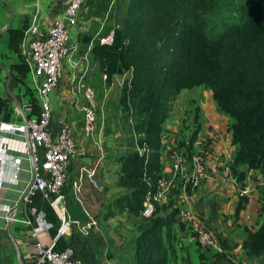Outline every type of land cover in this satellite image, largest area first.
Wrapping results in <instances>:
<instances>
[{"label":"crops","instance_id":"crops-1","mask_svg":"<svg viewBox=\"0 0 264 264\" xmlns=\"http://www.w3.org/2000/svg\"><path fill=\"white\" fill-rule=\"evenodd\" d=\"M102 1L90 0L86 3L77 25L69 30L70 45L76 46L77 50L64 60L60 81L50 95L51 127L56 130L58 119L65 116L71 123L78 149L80 146V156L69 165L71 180L76 177L75 171L80 162L94 159V154L88 151V144H83L80 139L82 134L80 106L83 100L82 87L85 84H90L96 93L100 92L106 83L103 74L100 77L99 74L90 72L87 62L89 58L87 53L92 48L93 42L103 33L102 13L97 11V6H100ZM66 2L67 0H0V122L19 124L38 117L40 101L36 87L40 77L31 72L24 59L25 29L29 26L34 14L40 15L42 27H48L53 19L61 16ZM84 35L91 36L88 43L82 41ZM114 76L117 74L112 75V80ZM205 95L202 98L203 102L200 101L203 112L201 129L212 126V132L207 131L205 135L211 138L210 141L208 142L201 135V130H197L194 140L190 143L191 135L186 129L190 126L185 121V115L179 117L172 109L161 133L163 144L160 152L161 175H166L170 171L168 155L173 143L182 149L200 152L204 156L209 177L183 202L196 212L203 224L223 241L226 247L222 253L217 254L207 247L196 246V243L191 240L190 227L180 223L176 216L173 224L174 255L171 257L170 264L174 262L177 264H257V259L250 257L248 250L243 248L242 242L246 238L245 229L257 230L264 222V200L262 199L264 196L260 195V192L264 194V180L261 187H257V182L245 187L238 185L229 168V162L236 148L232 142L229 121L224 115L217 113L211 90H208ZM107 103L105 99L103 111ZM183 122L186 126L182 125ZM181 129L184 132H178ZM193 131L194 129L191 132ZM2 136H6L12 142L4 143L0 140V264H47L37 252V240L46 245L53 242L52 248L56 251H61L68 246L74 247L83 264H101L92 234L86 236L81 231L80 227L84 219L78 218L80 210L67 193L60 206L64 208L66 216L71 221L79 223L71 222L68 232L64 234H58L61 219L57 211L39 191L24 197L10 217V212L30 183L32 165L28 153L29 143L25 136L0 132V138ZM179 136L181 140L183 139L182 143L178 140ZM22 146H24V153L20 150ZM19 156L20 162L15 163L14 159ZM105 157L104 154L98 178L102 181L109 176V181L104 179V184L111 185L117 194L119 189L114 186L117 165L113 175H110L107 170L112 165L104 164ZM179 188L180 185L172 189L159 203L163 204L169 199H174L179 207L181 203L178 198ZM66 189L71 190L70 186ZM209 200H212L213 204L208 203ZM241 200L242 202L239 203ZM206 202L209 205L204 206ZM238 204L241 206L237 211ZM181 224L185 226L186 232H182L179 226ZM109 238V242L112 243L114 238L112 236Z\"/></svg>","mask_w":264,"mask_h":264},{"label":"trees","instance_id":"trees-1","mask_svg":"<svg viewBox=\"0 0 264 264\" xmlns=\"http://www.w3.org/2000/svg\"><path fill=\"white\" fill-rule=\"evenodd\" d=\"M260 18L264 0H127L111 44L96 43L90 49L107 80L130 70L118 96L124 134L123 151L115 156L114 186L119 191L109 203V212L135 220L128 264H170L174 255L173 224L179 207L174 199L163 205L152 195L161 177L163 125L191 65V34L211 61L206 83L215 104L222 107L223 98L236 118L248 117L239 120V130L236 124L230 126L235 162L264 167V32L251 28ZM90 39L82 37L83 42ZM147 198L153 210L144 216ZM245 231L243 248L257 264H264V222L257 230ZM220 243L224 250L225 243Z\"/></svg>","mask_w":264,"mask_h":264},{"label":"built area","instance_id":"built-area-1","mask_svg":"<svg viewBox=\"0 0 264 264\" xmlns=\"http://www.w3.org/2000/svg\"><path fill=\"white\" fill-rule=\"evenodd\" d=\"M90 0H67L61 16L53 19L48 27H42L41 17L34 14L29 26L25 29L24 59L31 72L40 77L36 87V93L40 101V111L37 118L25 120L19 124L0 122V132L25 136L28 140V148L32 152L34 176L31 186L26 194L39 191L49 201L52 208L57 211L61 225L58 234L68 232L71 221L66 216L65 210L60 206L66 197L65 187L70 186L77 197L81 193L83 181H87L93 187L99 185L98 173L104 154L96 155V159L80 162L76 168V177L71 180L69 165L80 156L77 139L68 118L58 119L56 130L50 125L52 105L50 95L58 86L62 74V65L66 58L73 55L77 47L70 45L69 30L76 26L83 7ZM114 30L109 29L96 38L98 44H111ZM106 79V74H103ZM82 104L80 106L82 121L81 132L85 137L92 136L97 130L98 104L96 93L90 84L82 87ZM4 143L12 140L6 136L0 138ZM25 152L24 146L20 149ZM39 155V157H38ZM169 160L170 171L161 175L152 199L158 203L165 199L172 189L180 185L178 198L181 201L177 218L180 223L190 227L191 240L202 247H207L215 253H222L223 248L220 239L210 231L198 217L196 212L184 205V200L189 198L196 189L209 177L204 156L200 152L182 149L176 143L171 145ZM21 157L14 159L19 163ZM25 196V197H26ZM153 205L149 198L144 202L142 215L149 216ZM95 221L81 224V231L86 235L87 227ZM53 242L44 244L37 240L36 248L41 259L47 264H83L74 247L68 246L61 251L52 248Z\"/></svg>","mask_w":264,"mask_h":264},{"label":"rangeland","instance_id":"rangeland-1","mask_svg":"<svg viewBox=\"0 0 264 264\" xmlns=\"http://www.w3.org/2000/svg\"><path fill=\"white\" fill-rule=\"evenodd\" d=\"M126 1L127 0H103V3L97 6V11L102 13L101 18L103 17L102 20L104 21L103 33L109 29L114 30L117 25L121 24L125 12ZM251 28L254 31L264 32V18L253 21L251 23ZM96 43L97 41L95 39L93 46ZM191 44V65L188 72L182 76L181 85L184 87L177 93L173 110L175 115L179 117L180 115H185V121L188 123V126H190L186 127L188 132H190L189 135L192 134L191 131L193 129L195 131L201 130V135L209 142L211 138L205 135L207 131L212 132V126L208 128L202 127L201 129V125H203V112L201 110L200 101L203 102L204 99L202 98L209 90L206 83V70L212 67V64L204 54V45L194 34H191ZM80 52H83V50H80ZM87 55L89 57L87 62L90 67V72L97 73L101 77L104 72L100 69L99 63L93 57L90 50ZM129 76L130 70H126L114 76V80H107L106 78L104 88L100 92H96L98 104L97 130L92 136L85 137L81 134L80 138L83 144H88V151L94 154V159L97 158L95 156L98 154H105L104 164L112 165L111 168L107 170V173L110 175H113V171L116 169L115 156L123 151L124 134L121 130L118 96L123 81ZM105 99L108 103L105 111H103ZM222 101L223 105L220 108L215 104L217 113L226 117L229 121V126L236 124V129L239 130V120L248 119V117L236 118L232 111L226 109L225 100L223 98ZM182 125L186 126L184 122ZM249 127L250 126H248V128ZM182 129L180 131L178 130V132H184L185 129ZM178 140L180 143L183 142L180 136ZM236 151L237 146L229 162V166H232L233 171L231 169V172L238 185L240 187H245L246 185H250V183L253 185L257 182V187H261L260 185L264 180V167H251L243 160L235 162L234 155ZM104 179H108L109 181V176H106ZM104 179L100 181L98 178L99 185L97 187H93L87 181H83L81 193L78 196L80 200L77 199L72 190L68 191V189H66L65 193L69 195V198L80 210V216L78 218L84 219L82 225H86L92 220L95 221L87 227L88 233L86 236L92 234L94 247L97 249L101 264H128L133 249L132 240L137 233L134 223L135 220L126 213H117L116 210H113V213L109 212V209H111L109 203L116 195V190L113 189L111 185L105 186ZM260 195H262L261 197L264 196L261 192ZM262 199L264 200V198ZM210 202L213 204L212 200H209L208 203ZM166 203L163 202V205ZM173 203L174 206H176V201ZM208 203L206 202L204 206L209 205ZM179 226H181L182 232H186V228L183 224ZM110 236L114 238V241H111L112 243L109 242ZM196 246L202 248L199 244H196ZM172 264L177 263L174 262Z\"/></svg>","mask_w":264,"mask_h":264},{"label":"water","instance_id":"water-1","mask_svg":"<svg viewBox=\"0 0 264 264\" xmlns=\"http://www.w3.org/2000/svg\"><path fill=\"white\" fill-rule=\"evenodd\" d=\"M28 153H29V157H30L31 165H32V169H33L32 152H31L30 148H29V152H28ZM33 176H34V172L32 171V177H31L30 183H29V185L27 186V188L24 190V192L22 193V195L20 196V198H19V200H18L16 206H15V207L12 209V211L10 212V217H11V215L16 211V209L18 208V206H19V204L21 203V201L23 200V198L26 196V194H27V192H28V190H29V188H30V186H31ZM10 217H9V219H10ZM9 221H10V220H9Z\"/></svg>","mask_w":264,"mask_h":264}]
</instances>
